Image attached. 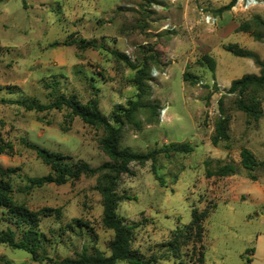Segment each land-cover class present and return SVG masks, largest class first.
<instances>
[{"label":"rangeland","instance_id":"1","mask_svg":"<svg viewBox=\"0 0 264 264\" xmlns=\"http://www.w3.org/2000/svg\"><path fill=\"white\" fill-rule=\"evenodd\" d=\"M230 1L0 0V136L14 146L12 154H0V164L19 168L11 177L17 204L31 210L61 208L59 217L53 212L40 221L46 257L0 242V264H65L66 257L77 258L93 247L110 254L115 232L102 220V195L95 187L99 173L32 185L30 177L51 169L25 144L99 166L110 160L100 143L106 129L72 119L67 108L26 110L2 100L31 97L48 103L46 84L54 80L61 92L75 94L82 103L98 99L108 120L121 125L123 146L143 153L179 142L194 147L133 161L130 172L121 174L117 190L129 198L118 203L117 213L134 224V248L147 257L156 254L161 264H196L200 248L206 264H264V87L259 117L241 110L237 93L228 92L232 80L260 74L261 67L253 57L225 48L237 43L264 60V39L238 30L255 15L264 19V0L250 8L236 6V0L220 12ZM208 14L214 23L205 20ZM76 39L100 47L81 48ZM205 54L215 60V71L201 62ZM226 116L230 138L214 145L217 122ZM243 148L263 166L243 167ZM227 161L237 165L235 174L206 176L208 167ZM206 207L203 241L190 240L174 254L168 246L174 231L190 223L193 209ZM75 219L86 225L77 227ZM8 228L21 237L23 226L0 206V232Z\"/></svg>","mask_w":264,"mask_h":264},{"label":"trees","instance_id":"2","mask_svg":"<svg viewBox=\"0 0 264 264\" xmlns=\"http://www.w3.org/2000/svg\"><path fill=\"white\" fill-rule=\"evenodd\" d=\"M236 0L220 8L221 11L231 9ZM238 30L249 32L256 39H264V19L260 15H255L251 20L243 21ZM73 43L81 48L100 47L94 41L86 39H76ZM4 48L0 43V51ZM226 49L232 51L237 56L253 57L255 62L261 67L260 74L246 73L240 78L232 80L228 89L230 93H237L236 102L238 107L245 111L249 116L259 117L262 114V100L259 97L260 88L264 87V60H261L255 53L240 47L237 43H229ZM201 62L215 71L216 62L208 54L203 55ZM192 77L190 73L185 72L184 78L189 80ZM59 81L54 80L47 83L50 88V101L43 103L38 99L26 97L23 99H2L10 104H19L26 110L45 111L50 109H70V117H80L84 122L103 126L107 134L100 141L102 148L110 156V160L103 162L99 166H92L89 162L78 159L73 160L68 155L59 151H52L37 143L25 140V144L35 150L42 160L50 166V171L42 176L30 177L32 185L43 186L48 183L63 184L70 179H77L82 175H94L99 173L96 182V189L102 195L103 205V223L112 228L115 232L114 238L109 243L110 254L106 255L102 250L93 247V252L84 249L77 258L66 257L62 263L65 264H117L123 260L131 264H161L160 257L152 254L147 257L140 250L132 246L133 223H125L124 219L117 213V206L120 201L129 198L128 195L119 194L117 190L118 180L122 173L130 172V163L133 161L145 162L149 159H155L160 152L169 154L170 152H191L194 147L190 142L173 143L169 146L154 149L147 153L138 152L129 146H123L121 143V125L112 124L108 118L101 112L98 99H90L87 103H82L75 95H67L60 91ZM139 84V83H138ZM140 86V84H139ZM1 88V87H0ZM222 110V108H221ZM222 114L224 111L222 110ZM229 118L226 116L218 120L216 133L212 137V143L218 145L221 141H228ZM121 123V119H116ZM14 152V146L10 141H5L0 136V154ZM240 163L250 171H254L258 166H263L262 162L256 157L249 148L241 150ZM237 165L233 161L219 163L215 169L207 168L206 176H229L237 172ZM19 168L15 166H4L0 164V206L5 207L10 217L16 220L19 226H23L22 235L17 239L15 230L8 228L0 232V242L6 243L14 248L23 249L33 255L34 258L46 257L44 243L47 240L45 234L39 229L42 216L51 215L53 212L59 217L61 208L43 207L38 210H31L23 205L17 204L12 193L14 191L11 177L18 172ZM155 172V169H153ZM252 179H256L255 174H251ZM210 213V208L202 210L197 208L192 211V219L189 224L178 227L174 231L173 239L168 246L174 254H180L181 248L187 245V242H202L204 234L203 221ZM77 227L83 228L86 225L83 221L75 219ZM74 227V225H69ZM203 246V245H202ZM196 264H206L205 251L200 248Z\"/></svg>","mask_w":264,"mask_h":264},{"label":"built area","instance_id":"3","mask_svg":"<svg viewBox=\"0 0 264 264\" xmlns=\"http://www.w3.org/2000/svg\"><path fill=\"white\" fill-rule=\"evenodd\" d=\"M257 3H258V0H237L236 6L240 5L242 8H250V7H253L254 5H256ZM236 6L234 8H236ZM205 20L207 22L214 23L216 18L214 16L208 14L205 16ZM167 111H168V107H164L161 109L160 118L162 120L165 119Z\"/></svg>","mask_w":264,"mask_h":264}]
</instances>
